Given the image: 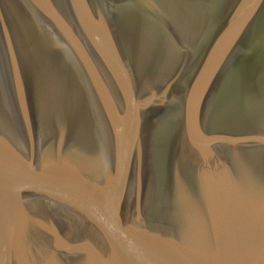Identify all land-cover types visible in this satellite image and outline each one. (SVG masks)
Returning <instances> with one entry per match:
<instances>
[{
	"label": "water",
	"instance_id": "1",
	"mask_svg": "<svg viewBox=\"0 0 264 264\" xmlns=\"http://www.w3.org/2000/svg\"><path fill=\"white\" fill-rule=\"evenodd\" d=\"M0 264H264V0H0Z\"/></svg>",
	"mask_w": 264,
	"mask_h": 264
}]
</instances>
